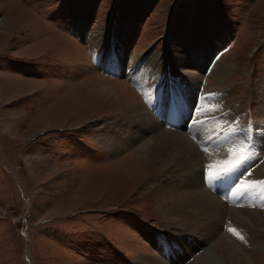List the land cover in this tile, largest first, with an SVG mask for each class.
<instances>
[{
    "label": "rangeland",
    "instance_id": "obj_1",
    "mask_svg": "<svg viewBox=\"0 0 264 264\" xmlns=\"http://www.w3.org/2000/svg\"><path fill=\"white\" fill-rule=\"evenodd\" d=\"M79 20L105 36L103 60L75 27ZM126 36L123 69L119 56L106 66L113 40ZM209 47L216 62L235 66L222 81L198 67L209 65ZM170 54L197 65L201 87L226 89L218 94L234 101L228 141L235 154L251 145L248 164L222 182L206 183L215 172L202 163L203 186L239 199L236 209L264 211V185L247 188L245 200L232 191L264 162V0H0V264H140L146 252L166 254L153 246L176 227L156 209L149 180L127 151L113 158L94 138L113 117L105 86L120 94L116 109L139 100L168 123L181 119L182 106L169 115L171 108L148 103L137 78L143 69L160 71L166 84L177 73ZM220 125L224 134L230 129ZM242 248L252 264H264V251Z\"/></svg>",
    "mask_w": 264,
    "mask_h": 264
},
{
    "label": "bare ground",
    "instance_id": "obj_2",
    "mask_svg": "<svg viewBox=\"0 0 264 264\" xmlns=\"http://www.w3.org/2000/svg\"><path fill=\"white\" fill-rule=\"evenodd\" d=\"M75 27L79 29L81 35L87 38L89 46L95 52L96 59L103 60L105 52L101 50V45L105 36H99L97 33L89 34L82 20H79ZM221 39L222 36L218 35L213 47L221 44ZM127 42V36L124 40L119 38L113 40L115 49L108 48L110 53L109 57L105 56L108 59L105 62L106 66H112L114 62L112 57L116 60L119 56L121 60H116V66L120 68H116L123 69L122 62L124 63ZM212 52L213 48L209 47L207 55L202 54L209 60V65L201 62L198 67L202 66L201 68L205 70L212 69V77L222 81L235 66L216 62ZM116 53H118L117 56ZM171 56L177 57L179 64L177 59ZM139 57V55L133 56L132 65ZM183 57L181 54H170V63L173 65L171 67L177 73L166 84L160 81L164 72L159 71L156 75L148 69H143L141 71L143 75L141 73L142 76L137 75L139 84L145 91L146 101L149 100L148 103L153 105H162L165 109L171 108L169 115L173 110L177 111L179 107L181 109L182 106L181 110L184 113L180 115V120L168 123L163 117L166 116L165 113L162 116L158 113V109L150 111L139 100L135 101L136 103L134 102L132 106L119 102L120 108L116 109L115 103L119 100L120 94L112 87L105 86L101 88V91L107 97V104L113 112L110 116L113 117H108L109 121L100 126L94 139L99 149L113 158L120 157L127 151L126 155L130 157L129 159L137 161L136 168L150 182L156 209L165 221L176 227V231L172 232L173 235H165L157 239L156 245L153 246L157 250L164 248L166 254L157 257L159 255H152L151 251L146 252L139 257L140 264H176L179 261H185L186 257H189L191 264H252L242 247L264 251V211H250L248 208V210L239 208L238 210L234 206L241 204L239 199L227 200L224 195L219 196L211 190L207 191L202 184L204 166L202 163L207 164L205 166L207 171L218 172L223 167L231 166L241 157L239 156L241 151L235 154V147L228 141L235 134V129L230 127L233 123L230 124L231 121L228 118L229 113L232 115L231 109H233L234 101L229 94H218L225 92L226 89H216L211 85L201 87L197 71L199 68L196 64L186 62ZM127 69L129 70V67ZM177 76H179L178 79ZM198 93L200 97H203L200 103L196 102ZM128 95L131 99L135 97L132 91ZM169 101H171L170 105ZM216 102L219 103L214 104ZM260 103L264 107V86L260 95ZM220 123L230 128L225 134L221 132ZM175 126L179 127L173 132ZM240 138L248 141L245 134H241ZM202 142L208 143V149L204 143L202 150L197 146V143ZM250 147L251 145L242 155H249ZM250 161L251 164L254 162ZM246 164H248V159ZM200 174H202L201 177ZM263 178L264 162L249 172L248 184L242 176L236 184L241 189H245V184L249 185L255 181L262 182ZM229 181L231 182L230 179ZM237 194L234 192L235 198ZM241 197L246 199L244 192ZM228 227L235 228L244 236L243 241L239 240L241 244L235 241L236 237L232 233L223 232V228L226 230Z\"/></svg>",
    "mask_w": 264,
    "mask_h": 264
},
{
    "label": "snow or ice",
    "instance_id": "obj_3",
    "mask_svg": "<svg viewBox=\"0 0 264 264\" xmlns=\"http://www.w3.org/2000/svg\"><path fill=\"white\" fill-rule=\"evenodd\" d=\"M241 152H244L245 149L243 147H241ZM249 155H241L240 160L234 162L231 164V166H226L223 167L220 171L215 172V173H209L205 176V181L206 183H213V182H222L226 179L229 178V176H231L232 174H234V171L237 170L239 167H242L243 164L247 161V159L249 158ZM209 167H211V165H209ZM203 171V170H202ZM262 184L264 185V182H255L253 184H249L246 186L245 189H241L239 185H237L235 188L232 189L233 192L236 193H243L244 191L247 190V188H253L256 187V184ZM227 231L232 233L233 236L237 237L239 240H244V236L240 234V232H238L235 228L232 227H228Z\"/></svg>",
    "mask_w": 264,
    "mask_h": 264
}]
</instances>
